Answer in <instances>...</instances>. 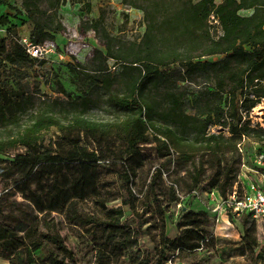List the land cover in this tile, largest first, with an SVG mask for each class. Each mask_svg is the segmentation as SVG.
<instances>
[{
    "label": "trees",
    "instance_id": "trees-1",
    "mask_svg": "<svg viewBox=\"0 0 264 264\" xmlns=\"http://www.w3.org/2000/svg\"><path fill=\"white\" fill-rule=\"evenodd\" d=\"M78 2L20 0L15 7L0 0V6L14 13L0 16L5 32L0 37V155L23 150L0 160V171L5 180H13L10 192L20 194L35 213L18 220L11 231L0 232V258L7 264H77L57 230L40 228L51 214L91 228L92 238L103 240L95 249L96 264H105L110 246L123 251L136 243L142 221L132 184L146 144H154L157 154L170 156L184 170L188 192L215 191L221 200L233 191L243 162L254 166L255 157L264 155V122L251 125L250 118L264 99V0H121L123 7L142 13L144 30L138 38L124 41L113 36L104 24L103 10L94 20H80L79 31H92L103 48L93 51L92 70L72 68L87 90L78 88L79 95L73 96L57 84L61 97L38 98V92L23 82L37 59L18 44L19 25L10 18L29 23L32 43H54L65 31L60 8ZM83 6L90 11L89 4ZM241 10L251 13L241 15ZM186 82L195 86L190 93L178 90ZM97 90L117 118L90 117L91 94ZM213 127L226 134L211 132ZM52 128L59 135L47 143L44 133ZM245 139L261 146L250 160L240 148ZM106 176L116 186L115 199L104 189ZM7 194L0 193V198ZM147 197L148 188L143 198ZM87 201L96 207L95 213L76 206ZM116 202L127 207L130 222ZM3 209L0 206V213ZM234 218H240V245L246 257L251 264H264L255 221L227 213L229 222ZM169 241L163 237L164 243ZM37 252L43 256L36 257ZM167 258L160 251L154 264H164ZM133 260L132 264L151 261H138V256Z\"/></svg>",
    "mask_w": 264,
    "mask_h": 264
},
{
    "label": "rangeland",
    "instance_id": "rangeland-1",
    "mask_svg": "<svg viewBox=\"0 0 264 264\" xmlns=\"http://www.w3.org/2000/svg\"><path fill=\"white\" fill-rule=\"evenodd\" d=\"M7 1L12 6H20V0ZM222 2L223 0H216V3ZM86 3L90 5L89 12L83 8ZM101 10L104 11V24L113 36L120 37L124 41H132L144 30L142 13L123 7L121 0H79L78 3H67L62 6L59 14L65 31L57 35L53 43L54 52L49 54L47 60H37L29 67L28 76L23 80L29 83L32 92H38L36 97L39 98L41 95L48 98L61 97V94L57 92V84L63 86L66 92L73 96L79 95L76 90L78 88L87 90L85 83L75 77L72 68L92 70L95 68L94 65H90L93 51L103 48L92 31L81 32L78 27L80 20H94ZM239 13L249 15L251 10H241ZM4 14L14 15L12 11L0 6V16ZM10 21L19 25L16 34L18 38L28 37L30 26L27 21L23 20L21 24L14 18H10ZM215 33H219L216 25ZM4 36V27L0 25V37ZM39 61L43 64L40 65ZM108 67L114 70L116 66L112 60H109ZM8 85L13 87V82L10 81ZM194 88L195 86L188 82L178 85L179 91L187 93ZM91 97L93 99V106L89 113L91 118L102 121L117 118L118 113L106 106L101 90L93 91ZM263 116L264 99L251 111V125L262 126ZM210 131L226 134L220 127H213ZM58 135L59 132L52 128L44 133L45 141L55 142ZM241 144L242 156L247 160H250L248 156L261 147L250 139L243 140ZM22 151V149L7 150L0 155V160L7 161L14 154ZM141 155L143 164L137 170L132 186L139 199L136 210L141 215L142 236L123 251L118 250V252L110 246L106 250L110 257L106 256L103 263L107 264L111 261L112 264H132V261H135L133 259L138 256V261L151 259L149 264H154L159 252L164 251L168 256L164 264H251L250 259L246 257V251L240 245L242 232L240 218H234L235 221L229 222L225 216H221L219 222H216L215 213H213V208L217 204L216 200H211L207 191L188 192L184 170L178 168L170 156L162 157L157 154L154 144L142 146ZM240 173H247V171L241 168ZM104 178L107 185L104 188L105 191L111 194L110 198L115 199L117 191L111 176ZM12 184L13 180H5L0 171V193L2 195L9 193L5 199L0 198V206H4L0 213V232L5 229L11 231L18 220L24 221L35 214L20 194L10 192ZM32 188L35 189V186L33 185ZM146 188H148L147 199L143 198ZM76 206L89 213L97 211L96 207L88 201L77 203ZM114 206L122 208L126 222H130L132 218L129 216L127 207L119 202L114 203ZM52 219L54 221H51ZM255 224L258 243L262 247L264 246V220L255 221ZM39 226L43 231L57 230L74 254L77 264H96L95 249L101 247L103 240L93 239L89 234L91 228H82L60 221L54 214L40 222ZM164 236L170 240L168 243L163 242ZM35 256L42 257L43 253L37 252ZM0 264H7V262L0 258Z\"/></svg>",
    "mask_w": 264,
    "mask_h": 264
},
{
    "label": "built area",
    "instance_id": "built-area-1",
    "mask_svg": "<svg viewBox=\"0 0 264 264\" xmlns=\"http://www.w3.org/2000/svg\"><path fill=\"white\" fill-rule=\"evenodd\" d=\"M17 42L31 58L37 60L45 61L54 52L51 42L36 45L28 37H19ZM253 163L254 166H248L243 162L240 169L245 168L247 173H240L239 170L235 187L226 200L219 199L215 191L208 192L210 199L217 202L213 208L216 222L221 216L227 218L228 212L235 217L264 220V155L255 157Z\"/></svg>",
    "mask_w": 264,
    "mask_h": 264
}]
</instances>
